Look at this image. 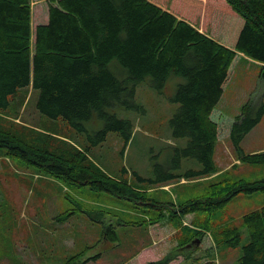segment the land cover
Instances as JSON below:
<instances>
[{"label":"trees","instance_id":"1","mask_svg":"<svg viewBox=\"0 0 264 264\" xmlns=\"http://www.w3.org/2000/svg\"><path fill=\"white\" fill-rule=\"evenodd\" d=\"M226 1L228 5L224 0H48L49 21L34 29L32 0H0V120L4 122L0 148L70 184L159 209L149 222L170 220L179 229L178 247L147 264H169L182 254L188 258L211 230L215 210L240 193L264 190V179L217 181L210 185V196L175 204L153 198L147 188L138 187L142 184L110 173L92 156V149L110 131H119L126 145L133 135L134 122L107 108L123 103L144 110L134 100L138 83L151 76L152 85L162 93L175 74L184 81L171 97L180 105L171 126L176 136L188 140L186 146L177 147L178 156L197 158L201 167L151 181L159 184L217 173L216 143L227 136L241 162L264 164V150L245 153L242 148L245 136L262 120L264 104L255 113L249 102L237 116L217 108L240 57L260 62L264 69V0ZM113 60L127 72L125 77L111 68ZM29 87L39 92L40 112L52 120L62 118L67 135L39 133L4 117L12 112L14 96ZM95 111L105 126L92 131L85 122ZM199 212L207 216L201 220ZM190 213L197 220L184 224L182 218ZM72 214L70 210L60 220ZM88 215L97 219L94 212ZM241 223L248 229L249 242L243 246L240 264H264V206L245 213ZM103 234L113 242L119 238L112 224L105 225ZM215 240L218 246L236 247L242 231L224 225ZM100 256L84 258L82 252L66 264H86Z\"/></svg>","mask_w":264,"mask_h":264},{"label":"rangeland","instance_id":"2","mask_svg":"<svg viewBox=\"0 0 264 264\" xmlns=\"http://www.w3.org/2000/svg\"><path fill=\"white\" fill-rule=\"evenodd\" d=\"M224 2L227 4L226 0ZM40 5L47 8L45 0H34L33 23ZM253 61L244 56L239 58L217 105L225 114L237 116L249 102L254 104L256 113L264 104V69L262 64ZM111 68L122 78L127 75L117 60L112 61ZM183 81L184 78L172 74L160 93L152 85L151 76H147L138 83L134 97L144 110L129 109L123 103L107 108L110 113L134 122L133 135L126 145L119 131H110L107 139L92 149L93 158L110 173L142 184L153 198L175 204L192 197L210 196L213 182L264 179V164L238 161L239 154L227 136L216 143L217 175L199 182L179 177L167 183L151 181L201 167L197 158L178 156L177 147L186 146L188 140L176 136L171 126V118L180 106L171 97ZM38 96L39 92L32 87L21 89L14 96L12 112L4 117L39 133L67 135L68 126L62 118L52 120L40 112ZM11 122L5 125L10 126ZM0 124L4 122L0 120ZM85 124L94 131L104 128L105 120L95 111ZM257 125L242 141L246 152L264 146V114ZM6 150L0 148V264H66L69 258L82 252L84 258L101 254L89 264H147L178 247L179 229L170 220L149 222L158 215L159 209L108 192L94 191L88 185L70 184L49 175L45 169L9 156ZM139 175L146 179H140ZM263 206L264 190L236 195L224 208L212 213V228L206 230L196 250L188 253V258H185L187 254L178 255L169 264H240L243 246L249 242V232L241 218ZM70 210L74 214L61 221ZM92 212L96 220L88 215ZM199 213L201 220L207 216V212ZM196 220L195 215L187 214L182 218L183 223L189 225ZM108 224L114 226L119 236L115 242L103 234ZM224 225L241 229L242 241L238 246H218L216 232Z\"/></svg>","mask_w":264,"mask_h":264},{"label":"crops","instance_id":"3","mask_svg":"<svg viewBox=\"0 0 264 264\" xmlns=\"http://www.w3.org/2000/svg\"><path fill=\"white\" fill-rule=\"evenodd\" d=\"M46 1V3H47V8L45 9V7L44 6H39L38 7V9H37V13H36V17H35V21H34V23H33V17H32V24H33V27H36L37 25H39V24H43V23H47L48 21H49V2H48V0H45ZM34 3V2H33ZM33 10V9H32ZM33 14V13H32ZM247 60H250V61H253L252 59H250V58H247ZM253 62H255V61H253ZM255 63H257V64H262V63H260V62H255ZM252 87V86H251ZM259 124V123H258ZM258 126V125H257ZM256 127V126H255ZM254 127V128H255ZM254 128L246 135V136H248L249 134H251V132L254 130ZM246 136H245V138H246ZM244 138V139H245ZM264 150V146H261L260 148H257V149H254V150H251V151H249V152H246V151H244L245 153H254V152H259V151H263ZM241 159H239L238 161H240ZM124 178H126V177H124ZM203 178H207V177H200V178H195L194 180H193V182H199L200 180L202 181V179ZM182 179H184V180H186L185 178H182ZM128 180H130V179H128ZM170 181H172V180H169V181H167V182H170ZM167 182H163V183H167ZM136 186H138L137 184H136ZM138 187H141L142 188V186H138ZM188 215H191V216H194V213H190V214H188ZM194 218V217H193ZM193 218H192V220H193ZM155 225H157V224H155ZM147 249H148V246L146 247ZM149 250V249H148ZM150 251V253H151V249L149 250ZM139 255H141V252H140V254ZM137 257V256H136ZM92 260H90V261H88L86 264H89L90 262H91Z\"/></svg>","mask_w":264,"mask_h":264},{"label":"water","instance_id":"4","mask_svg":"<svg viewBox=\"0 0 264 264\" xmlns=\"http://www.w3.org/2000/svg\"><path fill=\"white\" fill-rule=\"evenodd\" d=\"M199 242H200V241L198 240V243H199ZM188 246H189V247H191L192 245H191V244H189Z\"/></svg>","mask_w":264,"mask_h":264}]
</instances>
